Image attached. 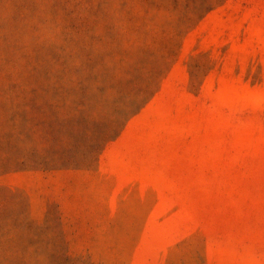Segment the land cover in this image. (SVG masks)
<instances>
[{"label":"rangeland","instance_id":"1","mask_svg":"<svg viewBox=\"0 0 264 264\" xmlns=\"http://www.w3.org/2000/svg\"><path fill=\"white\" fill-rule=\"evenodd\" d=\"M0 264H264V0H0Z\"/></svg>","mask_w":264,"mask_h":264}]
</instances>
